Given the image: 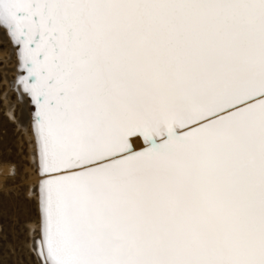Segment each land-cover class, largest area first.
<instances>
[{
  "label": "snow or ice",
  "instance_id": "obj_1",
  "mask_svg": "<svg viewBox=\"0 0 264 264\" xmlns=\"http://www.w3.org/2000/svg\"><path fill=\"white\" fill-rule=\"evenodd\" d=\"M0 30L42 264H264V0H0Z\"/></svg>",
  "mask_w": 264,
  "mask_h": 264
},
{
  "label": "rangeland",
  "instance_id": "obj_2",
  "mask_svg": "<svg viewBox=\"0 0 264 264\" xmlns=\"http://www.w3.org/2000/svg\"><path fill=\"white\" fill-rule=\"evenodd\" d=\"M9 51L0 40V264H42L33 248L41 220L38 169L30 156V123L19 122L22 105L10 86L17 78L6 70L12 67Z\"/></svg>",
  "mask_w": 264,
  "mask_h": 264
},
{
  "label": "bare ground",
  "instance_id": "obj_3",
  "mask_svg": "<svg viewBox=\"0 0 264 264\" xmlns=\"http://www.w3.org/2000/svg\"><path fill=\"white\" fill-rule=\"evenodd\" d=\"M0 40L6 41L7 49L10 50L9 51V57L12 60V67H10V68L6 67L7 69L6 68L5 69L7 70L8 73H9V71L14 72L15 77L18 80V76H19V74L22 73V70L18 67L14 46L10 43V38L7 36V34L4 30H0ZM6 53L8 54V51H5V54ZM5 69H3V70H5ZM17 80L15 82L12 81L13 83L10 86H11V89H13L18 96L16 99L20 102V105H22V109L20 111L21 116L19 118V122L21 124H25L26 121H28L30 123V126H31L30 131L31 132L30 133L27 132L28 134H30V136L32 138V142H31L32 143V145H31L32 150H31L30 156L32 158V162L34 163V165L38 169V154L36 152L35 136H34V130H33L34 106L31 104L29 97H27L26 95H22V89L20 91L17 90V88H18ZM36 176H37L35 179L36 182H34V183H36L35 187H34V191L36 190V193L38 194V201H39V186H38L39 175H36ZM39 210H40V205H39ZM40 216H41V213H40ZM39 227H40V224H39ZM37 232L39 233V229L37 230ZM37 237H38V235L36 237H33V248L35 250L34 254H36L35 256L37 257V259L42 263L41 258L37 254L35 243H34V241L36 240Z\"/></svg>",
  "mask_w": 264,
  "mask_h": 264
},
{
  "label": "water",
  "instance_id": "obj_4",
  "mask_svg": "<svg viewBox=\"0 0 264 264\" xmlns=\"http://www.w3.org/2000/svg\"><path fill=\"white\" fill-rule=\"evenodd\" d=\"M36 251H37V249H36Z\"/></svg>",
  "mask_w": 264,
  "mask_h": 264
}]
</instances>
